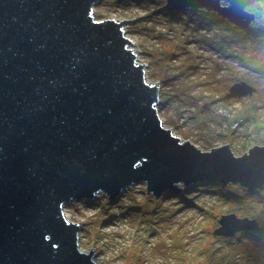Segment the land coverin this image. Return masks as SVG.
<instances>
[{
  "label": "water",
  "instance_id": "1",
  "mask_svg": "<svg viewBox=\"0 0 264 264\" xmlns=\"http://www.w3.org/2000/svg\"><path fill=\"white\" fill-rule=\"evenodd\" d=\"M101 0H0V264H95L78 247L69 203L113 201L138 184L154 199L182 187L264 184V147L235 157L202 152L166 129L159 86L148 84L123 28L95 21ZM263 0H166L245 28ZM245 83L224 99L250 97ZM214 235L257 229L222 216Z\"/></svg>",
  "mask_w": 264,
  "mask_h": 264
},
{
  "label": "rangeland",
  "instance_id": "2",
  "mask_svg": "<svg viewBox=\"0 0 264 264\" xmlns=\"http://www.w3.org/2000/svg\"><path fill=\"white\" fill-rule=\"evenodd\" d=\"M165 1L101 0L92 15L98 22L129 21L123 31L137 63L144 66L146 82L159 86V118L181 142L202 152L227 145L235 157L264 147V48L243 43L219 18L191 16L189 10L171 16ZM169 52L174 56H165ZM236 82L257 92L223 99ZM253 117L257 123L250 125ZM238 186H221L227 187L222 193ZM192 189L154 199L138 184L113 201L98 194L69 203L63 214L79 225V251L91 250L95 264H264V203L251 198L235 204L202 187ZM244 208L260 231L214 235L222 216L244 219Z\"/></svg>",
  "mask_w": 264,
  "mask_h": 264
},
{
  "label": "trees",
  "instance_id": "3",
  "mask_svg": "<svg viewBox=\"0 0 264 264\" xmlns=\"http://www.w3.org/2000/svg\"><path fill=\"white\" fill-rule=\"evenodd\" d=\"M255 7H256V9L254 8L253 11L248 12L252 16L253 21L250 23L249 26H247L245 28L235 27L232 24H230L229 22H227L226 20H224L221 17H219L215 13L206 12L205 10H199V11H196V12L198 13V16L199 17H203L204 18L205 16H211V17L219 18V21L220 22H224V24H226L228 27H230V28H232V29L235 30V37H237L239 40H242L243 43H245V44L248 43V44H252V45L255 44V45H259V46H261V47L264 48V2L257 3V5ZM181 11L171 12V13L169 11H167V12H169L168 13L169 15L173 16V15L179 14ZM187 13H188V15H191V16L194 15V14H196V13L190 11V10ZM169 54H170V57L174 56V53L173 52H169L168 54H165V56H168ZM158 69H159V67H158ZM238 83H246V82H236L234 84H238ZM234 84H232L231 86H233ZM249 86H251V85H249ZM229 88H228V90H229ZM256 92H257V89H256ZM224 94L226 95L227 93H224ZM225 95H223V99H224ZM159 97H161V94H160ZM159 101H160L159 107L160 106L161 107L160 108L159 107L157 108L158 109V112L162 110L161 100H159ZM254 111H255V106L250 109V113H253ZM256 123H257L256 122V118L253 117L250 120V125L251 124H256ZM257 130H259V129L257 128ZM210 150H212V149H210ZM209 185L210 184H206V182H204V183H201L199 185L190 186V187H187V188L182 187L181 189H182V191L184 193L187 190H190V193H191V191L193 190L192 188L202 187V190L207 191L208 194H210V195H217V196L220 195V196H222L224 198H227V199L232 200L235 204H237V203L242 204V202H244L246 204L251 203V201H247L248 199H251V198H253L254 200H257V201H260V202L264 203V201L262 199H259V195H261L263 197V199H264V184H263L262 187L256 188V189H253V190L252 189L249 190L248 188L246 189L245 187L242 188L243 186H240V187L238 186V188L235 189L234 191L233 190L232 191H228L229 194L222 193L228 186L225 187V188H222L221 186H209ZM230 187H231V185H230ZM235 187H237V186H235ZM163 196H165V197H171L172 194H168V192H165L163 194ZM183 198H185V197H183ZM185 199H188V198H185ZM248 216H249V212H248V210H246L244 208V213L242 214V217L243 218H247ZM256 224L258 225L257 222H256ZM260 229L261 228H259V226H258L257 229H256V231H260ZM246 232L249 233L251 231H246ZM246 232H242V234H247ZM262 232H260V233H262ZM259 235H261V234H259Z\"/></svg>",
  "mask_w": 264,
  "mask_h": 264
},
{
  "label": "bare ground",
  "instance_id": "4",
  "mask_svg": "<svg viewBox=\"0 0 264 264\" xmlns=\"http://www.w3.org/2000/svg\"><path fill=\"white\" fill-rule=\"evenodd\" d=\"M234 26V25H233ZM235 27H237V26H235ZM133 53H134V51H133ZM246 84V83H245ZM248 85V84H247ZM249 86V85H248ZM251 88H253L254 89V93L253 94H255V92H256V89L254 88V87H252V86H250ZM230 89V88H229ZM165 193V192H164ZM169 194H171L170 192H168ZM173 195V194H172ZM176 196H178V195H180V193H176L175 194Z\"/></svg>",
  "mask_w": 264,
  "mask_h": 264
}]
</instances>
